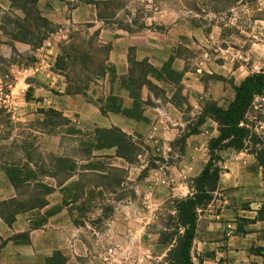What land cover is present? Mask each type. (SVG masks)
I'll use <instances>...</instances> for the list:
<instances>
[{"label": "rangeland", "instance_id": "obj_1", "mask_svg": "<svg viewBox=\"0 0 264 264\" xmlns=\"http://www.w3.org/2000/svg\"><path fill=\"white\" fill-rule=\"evenodd\" d=\"M107 1L38 0L28 17L11 1L0 4V188L13 186L8 173L13 169L14 178L32 177L30 184L16 189L17 211L26 214L49 196L53 206L58 204L33 211L28 216L32 230L59 217L60 207L66 206L65 220L79 228L71 264H166L183 233L176 206L191 194L192 180L208 162L210 135L218 126L206 118L214 122L206 132L202 120L215 105L226 109L244 80L264 76V0ZM81 2L96 5L104 26L152 33L159 36L154 40L159 44L167 43L171 27L182 24L185 34L171 43L186 60L192 81L187 95L182 73L169 63L160 69L130 66L118 78L107 65L110 45L94 25L75 22L65 9L60 15L64 5L72 10ZM19 28L28 39L35 35L38 40L21 41ZM84 53L89 57L86 66ZM58 72L67 78V95L78 88L84 100L94 104L84 113L63 114L69 121L59 124L52 113L58 111V97L65 96L58 91ZM123 89L132 99L118 96ZM245 123L251 137L241 152L249 154L251 162L235 173L255 177L249 183L251 195L260 199L264 97L255 98ZM114 127L130 138L133 146H123L128 158L118 157L116 148L95 150L111 142L99 140L97 130ZM56 158L70 159L71 165L62 162L65 171H60ZM73 171L77 174L68 179ZM42 184L53 193L48 195ZM218 197L214 194L199 211L198 224ZM2 208L9 212L8 206ZM28 238L26 232L0 237V256L9 242L26 244ZM70 258L55 251L47 264H69ZM8 260L3 255L0 264Z\"/></svg>", "mask_w": 264, "mask_h": 264}, {"label": "crops", "instance_id": "obj_2", "mask_svg": "<svg viewBox=\"0 0 264 264\" xmlns=\"http://www.w3.org/2000/svg\"><path fill=\"white\" fill-rule=\"evenodd\" d=\"M3 1L6 4L10 2L9 0H0V4ZM74 1L69 0L72 3ZM63 9L69 12V17H73L75 22L90 21L94 25L93 30L100 32L103 42L110 45L111 48L107 62L108 68L116 70L118 78L121 79V76L127 74L131 66L130 56L138 62L146 60L158 69L169 63L176 71L182 73V82L187 87L184 89V94L187 95L192 81L188 79L186 60L178 55V51H175L173 47L174 43H171L174 38L185 34L184 29L180 27L182 24L179 23V26L171 27L167 43L159 44L154 41L159 36L152 33L129 32L123 28L112 29L104 26L103 20L98 18V11L93 3L81 2L73 6L72 10L64 5L60 15L63 14ZM45 16L52 18L50 15ZM30 80L36 83V79L31 78ZM56 80H58V91L65 94V96L58 97L56 106L62 114L72 116L75 112L84 113L89 107H94V104L90 105L84 100L82 94H66L68 83L64 74L58 72ZM160 83L156 82V84ZM106 84H108L107 81ZM109 85L111 87L110 82ZM197 88L199 89V87ZM118 94L124 100L131 98L129 92L124 89ZM48 99L46 98L44 102H47ZM74 108L76 109L74 110ZM174 110H176L175 107ZM101 116L104 117L102 113ZM213 125L212 120L207 122L205 120L203 128L207 132ZM215 131V134L210 135V138L218 136V126L215 127ZM221 155L224 159L223 171L215 193L219 197L200 216L192 247L193 261L195 264H264V197L261 196L260 199L252 197L253 186L249 183L254 180L253 175L247 174V172L241 175L235 173L240 166L242 169L248 168V164L251 162L250 155L232 149L222 152ZM242 160H245L246 164H243ZM204 167L200 168L197 175L202 172ZM2 177L4 178V176ZM62 187L60 188L62 189ZM14 198H17L15 187L0 188V203ZM47 201L48 205L42 208V211L50 209L51 205L52 207L58 206V204L53 206L54 203L50 196ZM65 207L64 205L60 207L59 217L57 215L49 218L43 226L34 230L30 227L32 220L28 216L33 211L36 212V209L28 210L29 212L26 211V214H22L23 212L17 214L11 226L0 216V237L7 239L14 234L25 232L29 236V241L26 244L16 245L9 242L5 246L2 254L9 258L6 264H47L55 251H58L64 258L71 256L69 262L71 264L77 256L79 228L71 220H65V214L68 212Z\"/></svg>", "mask_w": 264, "mask_h": 264}, {"label": "trees", "instance_id": "obj_3", "mask_svg": "<svg viewBox=\"0 0 264 264\" xmlns=\"http://www.w3.org/2000/svg\"><path fill=\"white\" fill-rule=\"evenodd\" d=\"M9 1H11V3L15 7L20 9L25 14V17H28L30 12L29 8L35 6L38 0ZM112 1L113 0H108L107 2L110 4ZM20 28L19 33H17V37L21 41L33 44L35 40H38L37 37L33 38L35 35L33 37L31 36L32 38L30 37L28 39L26 33L21 31ZM128 31L133 32L131 29H128ZM67 57L69 58L70 54L67 53ZM129 60L131 66L149 64L146 60L141 62L135 61L133 58H131V56ZM81 61L83 62L82 64H85L84 66H86L89 62L88 55L85 53L82 54ZM149 66L153 69H156L150 64ZM68 94H81V90L77 88L75 92L68 91ZM258 96L264 97V76L262 75H257L244 80L238 87L234 100L228 105L226 109H222L215 105L214 107L210 108L209 112L202 120V122H204L206 118L214 119L218 124L219 134L216 138L211 139L209 143V160L203 168L202 172L192 180V183L189 186V188L191 189V194L178 201L176 209L179 212L178 218L179 223L183 229V233L179 236L175 245H173L169 250L166 264H195L192 258V247L196 237L199 211L212 201L214 194L217 192L218 183L220 181V176L223 171L224 164V159L221 153L231 149L238 152L247 149L246 143L251 137V131L248 125H246L245 123V118L250 112L255 98ZM52 113L57 114L58 124L59 122L61 123L69 121V119L65 117L60 111L52 110ZM196 133L197 131L192 134ZM97 136L101 141L110 139L111 142L108 145L104 146L97 145L95 147V150H100L102 148H116L118 151V157L128 158L127 153L123 152V146L125 143L131 144V147L133 145L130 142V138L122 130L115 127L110 129H99L97 130ZM64 160L58 158L54 160L56 166H61L60 171H65L64 169H62V162L71 165L72 161H70V159ZM15 172L16 171L13 169L8 170L10 181L16 189H19L22 184L31 183L32 177H27L25 179H20L19 177L14 178L13 176ZM74 172L76 171L70 173L68 179H71L72 177H74V175L77 174ZM63 184L64 183L60 184L59 187H61ZM42 188L46 189V193L48 195L53 193V191L44 184H42ZM15 200L16 198L0 203V216L9 226H11L15 221L16 215L22 212L16 210V206H14L13 204L15 203ZM21 205L22 204H19V206ZM47 205L48 201L39 205H33L25 211H28L30 209H41ZM5 206L9 207L8 213H6L7 210L2 208ZM13 207H15L14 211L11 210Z\"/></svg>", "mask_w": 264, "mask_h": 264}]
</instances>
